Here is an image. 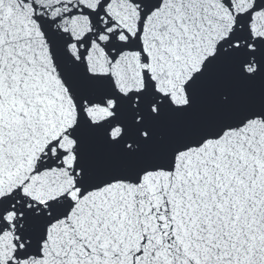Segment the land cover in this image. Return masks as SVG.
<instances>
[{"label":"snow or ice","instance_id":"snow-or-ice-1","mask_svg":"<svg viewBox=\"0 0 264 264\" xmlns=\"http://www.w3.org/2000/svg\"><path fill=\"white\" fill-rule=\"evenodd\" d=\"M0 264H264V0H0Z\"/></svg>","mask_w":264,"mask_h":264}]
</instances>
